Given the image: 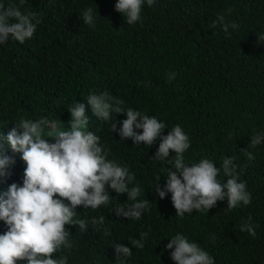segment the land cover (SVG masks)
Instances as JSON below:
<instances>
[{"label":"trees","instance_id":"trees-1","mask_svg":"<svg viewBox=\"0 0 264 264\" xmlns=\"http://www.w3.org/2000/svg\"><path fill=\"white\" fill-rule=\"evenodd\" d=\"M115 3L0 0L5 8L36 13L39 20L32 38L23 44L9 39L0 46V133L6 135L21 119H44L68 130L70 106L87 105L90 94L107 92L122 100L125 110L165 123L164 135L180 125L191 145L183 154L187 165L209 159L220 168L225 157L234 158L252 202L227 211V202L218 201L208 212L176 217L171 194L160 199L155 191L157 183L161 188L166 183L171 168L166 160L153 159L160 141L151 147L122 141L110 131V122L97 119L86 106L85 130L100 137L108 160L128 168L134 176L128 187H140L137 199H147L150 210L139 220L117 217L115 207L134 202L108 188V205L76 208L74 219H85L87 228L67 225L73 247L53 258L67 257V264H174L172 250L165 246L180 233L215 264H264V141L250 146L254 134L264 133V0H156L151 7L145 2L141 20L133 25L115 11ZM87 8L93 9L94 26L83 22ZM220 16L239 27H229L227 33L220 23L213 27ZM172 72L176 77L169 82ZM115 115L119 128L126 115ZM5 149L15 163L0 191L12 183L22 185L26 167L20 154ZM245 149L254 159H248ZM173 155L170 150L169 159ZM218 179L226 182L222 169ZM101 216L105 220L97 230L91 221ZM249 217L257 226L255 237L239 231ZM6 231L0 220V234ZM143 232L148 233L145 246L136 249L129 240ZM118 243L131 248L132 255L117 260L113 247Z\"/></svg>","mask_w":264,"mask_h":264},{"label":"clouds","instance_id":"clouds-1","mask_svg":"<svg viewBox=\"0 0 264 264\" xmlns=\"http://www.w3.org/2000/svg\"><path fill=\"white\" fill-rule=\"evenodd\" d=\"M145 2L151 7L156 0H116L114 8L122 14L125 23L133 25L141 20ZM82 15L85 24L94 26L92 8H87ZM34 20V12H21L18 7L5 8L0 4V46L7 44L9 39L23 44L32 38L39 23V20L33 23ZM216 23L222 25L225 33L229 27H239L235 22H224L223 16L218 17L213 27ZM175 77V72L169 73L168 81ZM86 102L87 105L76 102L68 108L71 116L68 130H60L44 119L35 122L21 119L6 135L0 133V182L9 174V166L15 163L13 157L6 154L5 145L12 153L20 154L26 165L22 185L12 183L7 191H0V220L7 226V231L0 234V264H18L20 261L27 264H67V257L53 258L61 249L71 250L73 247L66 226L86 230L88 222L85 219H74L76 208L83 206L95 210L108 205L111 200L108 188L118 196L126 193L127 200L134 202L115 207L113 211L117 217L139 220L144 212L150 210L147 199H137L140 187H128L134 180L128 168L108 160V152L100 144V137L85 130L89 124L86 106L91 107L97 119L110 122V131L118 132L122 141L131 139L134 145L148 147L160 141L153 159L166 160L171 168H167L166 183L162 188L157 183L155 191L160 199L171 194L176 217L191 214L194 210L208 212L216 207L218 201L227 202V211L251 204V194L246 183L239 180L234 158L225 157L220 168L209 159L189 166L184 162L183 154L190 148V140L180 125L164 135L165 123L131 108L125 110L123 101L107 92L90 94ZM115 114L126 115V119L119 121V128ZM45 136L54 142H48ZM262 141L264 133H256L250 138V146L260 145ZM170 150L174 155L169 159ZM244 151L249 160L254 159L246 149ZM221 169L227 177L226 182L218 179ZM104 220L101 216L99 220L93 218L91 223L99 230L97 226ZM250 221L251 217L239 231H247L255 237L257 226ZM147 236L148 233L143 232L139 239L131 238L129 242L134 248L143 249ZM165 247L172 250L170 258L174 264H215L207 251L180 233L169 239ZM113 248L117 260L132 255V249L124 244L118 243Z\"/></svg>","mask_w":264,"mask_h":264}]
</instances>
